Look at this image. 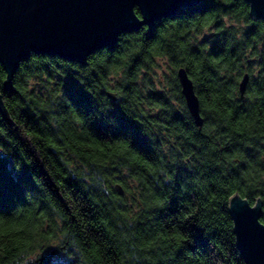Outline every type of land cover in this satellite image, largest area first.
Wrapping results in <instances>:
<instances>
[{"label":"clouds","instance_id":"9594fccd","mask_svg":"<svg viewBox=\"0 0 264 264\" xmlns=\"http://www.w3.org/2000/svg\"><path fill=\"white\" fill-rule=\"evenodd\" d=\"M210 2L214 7L203 14L164 20L151 40L134 7L140 31L119 35L114 51L89 55L83 67L35 53L19 63L12 88L22 103L6 111L16 135L0 115V156L12 157L17 173L38 162L46 175L34 173L36 190H25L24 203L0 211V264H43L49 250L68 264H175L183 251L192 252V226L206 239L207 228L222 226L227 257L215 254L214 264H245L235 251L229 213L236 202L247 205L259 211L264 228V20L252 19L245 0ZM37 61L46 62L39 77ZM69 73L95 101L93 114L66 96ZM4 80L9 74L0 65V98ZM112 98L149 141L150 155L135 148L131 136L94 133L91 126L102 117L119 127L108 118L115 111ZM25 110L37 124L26 117L22 127L14 123L11 117ZM205 169L214 170L217 183ZM189 191L199 192V204L183 199ZM173 198L178 211L170 215ZM85 199L97 217L91 239Z\"/></svg>","mask_w":264,"mask_h":264},{"label":"water","instance_id":"95a60500","mask_svg":"<svg viewBox=\"0 0 264 264\" xmlns=\"http://www.w3.org/2000/svg\"><path fill=\"white\" fill-rule=\"evenodd\" d=\"M252 6V19H264V0H245ZM199 0H0V65L9 74L4 89L12 91V78L19 63L30 55L57 56L85 65L86 58L103 48H113L121 34L136 32L143 24L132 14L139 7L150 30L163 18L196 6ZM187 95L193 115L196 102ZM114 100V98H112ZM0 114L7 113L0 98ZM199 124V121L197 120ZM236 248L245 264H264V228L259 211L234 203Z\"/></svg>","mask_w":264,"mask_h":264},{"label":"trees","instance_id":"16d2710c","mask_svg":"<svg viewBox=\"0 0 264 264\" xmlns=\"http://www.w3.org/2000/svg\"><path fill=\"white\" fill-rule=\"evenodd\" d=\"M213 7L214 5L210 2V0H199V3L196 6H193L191 8L181 9L176 15L163 18L160 21L156 22L149 31V33L147 34V38L149 40L155 38L156 27L160 26L164 20L167 19L175 20L186 17H192L196 13L203 14L207 11H210ZM257 20H264V19H257ZM139 31L140 29L136 32ZM254 32H255L254 28L249 30V34ZM115 49H116V44L113 46V48H110L109 50L114 51ZM212 52L213 54H217L219 52L217 45L215 44L213 45ZM40 56H48L53 58L57 57V56H49V55H40ZM68 62L77 63L76 61H68ZM45 63L46 62L42 63L40 61L35 62L33 72L37 77L43 74V71L45 70L46 67ZM81 66L83 67L85 65H81ZM49 74L51 75V73ZM3 82H5V80ZM48 83H51V80H49ZM64 91L68 99L72 102V104L77 109L82 111L85 115H91L95 112V101L92 99L90 95H88L84 91L83 87H81L76 81L73 80L71 73H69L68 78L65 81ZM4 92L5 95L2 97V101L6 111L14 110L17 107V104L22 103V97L17 92L15 87L14 89L12 88V91H6L4 89ZM154 95L156 96L157 99L160 98L159 93H154ZM112 103L115 108V111L109 112L108 118L114 117L117 120L119 127L111 128L106 124V118L102 117L100 119L94 120L91 126L94 133L100 138L105 137L108 132H112L113 135L131 136L133 140V146L138 150H140L141 152L150 155L152 152L151 145L149 141L140 134L139 127L124 116L123 112L120 110L119 105L115 101V99L112 100ZM17 117H19V120H17ZM24 117H26L28 122L33 125L38 123L35 117L27 110H25L23 113H17L11 118L13 119L14 123H20L22 127L23 123L25 122ZM175 119L179 120L180 117L177 116L175 117ZM4 123H6L9 126L10 134L16 135L15 131H12V124L11 121L8 120V117L6 118L4 117ZM17 139H19L18 136ZM201 142L204 143L203 141ZM21 143L23 144L24 142L21 141ZM28 155L31 156L33 155V153L29 150ZM15 157L17 159L19 158L18 152L15 153ZM205 159H207V157H205ZM29 163H31V161H29ZM181 171L184 170L181 169ZM37 172L39 175H46L43 172V169L38 162L31 168L28 166H24L22 170L19 173H17L14 169V166L12 165V157L0 156V211L9 212L11 209L15 208L18 203H24L25 190L27 189L33 191L36 190L35 185L32 182V175ZM205 172L207 176L212 178L213 184L218 182L219 177L214 174V170L205 169ZM52 178L55 179L54 173ZM74 183L75 182L72 180L68 181V184L70 186L74 185ZM48 186L49 188L52 187L50 181H48ZM77 191H79V188H77ZM68 198L69 197H65V199ZM189 198L192 199L194 204L200 203L201 198L198 191L197 192L189 191L187 195L183 197V199H189ZM215 198L216 197L213 196V199ZM77 199H83V197L81 195H77ZM84 203H85L84 214L87 218V223L91 230V234L89 236V238L91 239L96 234L97 217L95 215V211L91 203L87 199H85ZM191 210L195 211L194 208ZM177 211H178L177 199L173 198L172 206L169 209V214L175 215ZM181 215H183V212H181ZM73 219L75 220L76 218L73 217ZM174 219L179 221V216L175 217ZM223 219L227 220L228 218L225 216L223 217ZM163 223L171 224L172 219H164ZM188 230L192 232V237L195 240V245L189 246V251L192 252L183 251L180 254V258L177 261H175V264H214L215 254H223L225 257H227V252L223 244L224 236H223L222 226L216 228L213 227L207 228L206 229V234L208 236L207 239L204 237L203 231L195 226H192ZM99 235L102 236L103 233L101 232L99 233ZM211 249H215V253ZM235 251H238L237 248H235ZM233 254H235V252ZM239 259H242L241 256L239 257ZM43 264H68V262L63 257H61L60 254L57 253L55 250H49V252L46 253L45 255ZM236 264H239V260L236 261Z\"/></svg>","mask_w":264,"mask_h":264},{"label":"rangeland","instance_id":"374dc122","mask_svg":"<svg viewBox=\"0 0 264 264\" xmlns=\"http://www.w3.org/2000/svg\"><path fill=\"white\" fill-rule=\"evenodd\" d=\"M57 259V258H56ZM56 259H54V260H56Z\"/></svg>","mask_w":264,"mask_h":264}]
</instances>
